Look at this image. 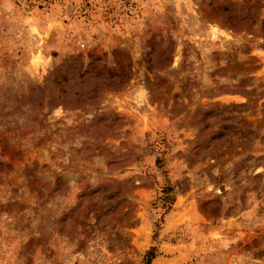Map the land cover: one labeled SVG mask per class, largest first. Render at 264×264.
I'll return each instance as SVG.
<instances>
[{
    "label": "rangeland",
    "instance_id": "374dc122",
    "mask_svg": "<svg viewBox=\"0 0 264 264\" xmlns=\"http://www.w3.org/2000/svg\"><path fill=\"white\" fill-rule=\"evenodd\" d=\"M0 264H264V0H0Z\"/></svg>",
    "mask_w": 264,
    "mask_h": 264
}]
</instances>
